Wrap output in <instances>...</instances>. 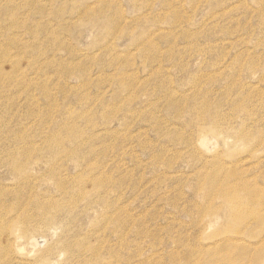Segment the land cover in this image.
Here are the masks:
<instances>
[{"label":"rangeland","instance_id":"1","mask_svg":"<svg viewBox=\"0 0 264 264\" xmlns=\"http://www.w3.org/2000/svg\"><path fill=\"white\" fill-rule=\"evenodd\" d=\"M0 264H264V0H0Z\"/></svg>","mask_w":264,"mask_h":264},{"label":"bare ground","instance_id":"2","mask_svg":"<svg viewBox=\"0 0 264 264\" xmlns=\"http://www.w3.org/2000/svg\"><path fill=\"white\" fill-rule=\"evenodd\" d=\"M248 214H249V217H257V215H258V213L255 211V210H253V209H250V211L248 212Z\"/></svg>","mask_w":264,"mask_h":264}]
</instances>
